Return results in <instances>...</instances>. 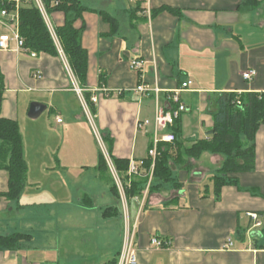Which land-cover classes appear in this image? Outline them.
Returning <instances> with one entry per match:
<instances>
[{"label":"crops","instance_id":"obj_1","mask_svg":"<svg viewBox=\"0 0 264 264\" xmlns=\"http://www.w3.org/2000/svg\"><path fill=\"white\" fill-rule=\"evenodd\" d=\"M79 1L89 9L76 24L84 26L81 41L88 54L84 88L65 55L33 58L26 50L17 52L15 42L8 51L0 50L4 79L0 118L19 123L28 166L26 186L17 200L4 196L9 178L0 170V236L30 237L18 249L0 250V264H115L119 258L127 223L123 200L118 207L122 220L114 227L117 215L99 220L100 212L93 208L96 192L61 185L64 194L57 188L50 194L58 197L55 200L43 193L45 178L54 176L66 185L80 176L75 166L86 165L81 158L49 156L55 151L53 134L60 131L66 136L70 128L89 122L82 100L86 93L92 98L97 92L93 111L99 131L111 140L112 158L139 164L149 158L152 132L138 131L137 123L153 120L156 110L154 97L136 93L141 81L162 90L161 104L182 83L192 82L180 95L189 110L169 129L172 133L176 126L186 146L208 138L214 125L209 112L214 95H264V0L249 10H241L245 0ZM165 7L180 14L162 11ZM105 14L119 21L117 29L105 21ZM49 17L54 29L64 24L62 13ZM5 34L11 33L0 25V37ZM133 60L144 63L141 75L131 68ZM38 72L40 79L35 77ZM248 72H253L252 80L244 79ZM33 103L45 105L55 120L48 118L25 135L23 124L31 119ZM70 104H75L74 110ZM64 144L58 152L73 147ZM82 146L80 141L76 144ZM223 161L220 155L205 153L190 161L200 164L194 174L180 171L176 188L163 187L148 197L146 191L142 199L127 202L128 221L136 226L139 264H264V124L256 134L255 169L233 174L238 184L225 186L217 199L213 183L217 174L212 179L208 175L218 173ZM99 162H93L98 178ZM251 212L259 214L262 228L253 230L247 216ZM154 237L166 246H153Z\"/></svg>","mask_w":264,"mask_h":264},{"label":"trees","instance_id":"obj_2","mask_svg":"<svg viewBox=\"0 0 264 264\" xmlns=\"http://www.w3.org/2000/svg\"><path fill=\"white\" fill-rule=\"evenodd\" d=\"M42 1L49 16L62 13L65 17L64 24L55 28V33L80 87L84 88L88 77V54L81 41L84 26L79 28L76 24L83 19V14L89 9L82 6L79 0H58L57 6H52V0ZM258 5V0H245L241 10L254 9ZM7 7L10 10L13 8L12 6ZM0 8H3L1 4ZM161 10L175 15L180 14L178 10L169 7ZM19 12L20 34L24 39L26 49L37 54L59 57V46L36 1L22 0ZM104 19L114 29L119 26V21L109 14H105ZM3 90L4 79L0 74V93ZM85 100L94 114V104L91 102L89 93H86ZM209 112L214 125L208 132L207 139L196 140L190 146H186L181 142L179 129L175 126L172 133L176 137V142L161 144L154 166L152 159L148 158L144 161L142 173L139 176H129V160L112 158L111 140L102 134L109 156L124 188L128 204L135 198L142 199L146 191H148L147 197L154 192H159L164 184L174 183L177 187L173 168L181 166L187 169L191 166V160H198L205 153L220 155L224 158L218 174L213 178L214 193L217 199L220 198L225 186L238 184V180L231 177L233 174L248 173L255 169L256 134L260 126L264 124V95L256 93L216 94L209 102ZM176 122L178 123V120ZM176 122L175 125H178ZM151 148L150 144L149 149ZM0 170L5 171L9 178V192L4 196L9 200L19 199L26 186L28 166L19 123L7 118H0ZM98 173L99 177L111 186L118 203L122 204L119 186L103 153L100 154ZM119 214L118 207H109L105 212L106 217ZM27 238L30 237L20 233L0 236V250L18 249L21 242ZM114 263L118 264V259Z\"/></svg>","mask_w":264,"mask_h":264},{"label":"built area","instance_id":"obj_3","mask_svg":"<svg viewBox=\"0 0 264 264\" xmlns=\"http://www.w3.org/2000/svg\"><path fill=\"white\" fill-rule=\"evenodd\" d=\"M39 9L43 13L48 26L50 28V31L53 35V38L57 42L59 48V41L57 38V35L55 33V29L52 27L50 23V17L47 13L46 7L42 0H35ZM134 3H140L144 0H131ZM0 4L3 6V8H0V25L5 27L10 31L11 34H5L0 37V50L2 51H8L10 49V42L16 43V51H22L26 50L28 51L33 58H36L38 56L37 53L29 51L25 47L24 39L22 38L20 34V7L22 5V0H0ZM59 4L58 0H52V6H57ZM7 6H12L13 8L10 10ZM60 54L64 55L62 49L60 48ZM144 63L141 60H133L131 62V68L141 73L143 69ZM36 78L40 79L41 74L38 72L35 75ZM253 78V72H248L244 74L245 80H252ZM192 84L191 81L185 82L181 84V87L174 91L170 92L167 98L166 104H161L159 101V95L161 94L162 90L159 87H150V85L144 83L141 81L139 86L136 88V93H139L143 98H149L154 97L156 101V110L153 120H139L137 123V129L138 131L143 132H149L151 130V145L152 148L148 151L149 158L154 163L159 156L158 148L161 144L167 143V144H174L176 142V137L173 133L169 132V129L174 126L175 122L181 118V116L186 113L189 108L182 102L181 100V93L186 91L189 86ZM80 96H82V90L80 88L77 89ZM105 92V95L108 96V91L103 90ZM83 100V106L85 110V114L90 122V124L93 126V129L95 131V134L98 138V141L103 148V154L106 157V160L108 162V165L113 173L114 178L117 181V184L119 188L121 189L122 193V200L124 203V209H125V218L127 220L126 226L124 228V238H123V244L122 249L119 254L118 258V264H139L138 258H137V249H136V226H131L128 221V215H127V208L128 204L125 198V192L124 188L121 184V181L117 175V172L115 170L114 165L112 164V161L109 157V153L107 151L106 145L102 138V133L99 131L96 125V117L92 113L88 103L82 96ZM99 101V98L97 96V92L92 96L91 102L94 105H97ZM239 104H241L239 102ZM58 124H62V119H57ZM142 167L143 163H137L135 161L130 162V169H129V176H139L142 173ZM123 188V189H122ZM126 203V205H125ZM254 223L253 230L260 229L263 227V223L260 220V216L258 213H248L247 215ZM166 242L161 240L158 237H154L152 239V245L157 248H162L166 246ZM232 244L230 243V246Z\"/></svg>","mask_w":264,"mask_h":264},{"label":"rangeland","instance_id":"obj_4","mask_svg":"<svg viewBox=\"0 0 264 264\" xmlns=\"http://www.w3.org/2000/svg\"><path fill=\"white\" fill-rule=\"evenodd\" d=\"M74 106L75 104H70V110H74ZM53 115L54 113L50 115L49 112L47 111L37 120L29 119L27 122L28 124L26 123L23 124V130L25 131V135H26V132H30V130L33 129L32 127L34 125L35 127L36 126L40 127V125H44L45 122L48 121V118H51L50 122L53 123V121L55 120ZM69 116H71V114H69ZM67 119L71 120L68 117ZM96 125L98 128L97 121H96ZM51 141H52L51 145L52 147L55 148V151L49 156L54 157V158L56 156H59L64 159L81 158L82 160H84V162H86L85 163L86 165H81L80 167L75 166L74 170L75 171L78 170L77 173H80V176L76 177L75 181L66 182V185L59 179H56L54 176L45 178V180L42 181V186L44 188L43 193L49 194V200H55V198H58V197H55L54 195H50L52 192L57 191L55 188L58 189L59 194H62V193L64 194L65 189L62 186L64 187L67 186L69 190L72 188L75 189L77 186V187H80L82 190H85L84 192H90L93 194H95V192L97 193V195H95V198H94L93 208L95 209L96 213L97 211L100 212V217H101L99 219L100 221H104L103 216L105 215V212L107 211L109 207H119L120 208V204L118 203L117 198L114 196L111 190V186L106 181L102 180L101 178L96 177L95 165L93 164V162H95L96 160L99 162L100 154L103 153V148L101 147L98 141V138L95 134V131L93 129V126L90 124V122L85 121V124L81 125L80 127L74 126V128H70L66 136L64 135V133L57 131L56 134L52 135ZM79 141L82 142L83 146L78 148L76 147V144ZM181 142H184V139H181ZM63 143H65L64 148L68 145V143L73 144V147L72 148L69 147V150H60L58 152L59 146H61ZM74 143H75V146H74ZM202 157L200 159H202ZM33 160L34 158L31 159V162ZM199 167H200V164L191 165L185 170L190 172L191 174L192 173L194 174L196 170L199 169ZM210 167L213 168V166H210ZM182 170H184V168H182L181 166H177L173 168V175L177 179V183L180 179V171ZM216 174L218 173L214 171V173H210V175H208L209 176L208 178L212 179V177ZM211 179H207L206 182L210 183L212 181ZM163 186L165 188H168V187L176 188L174 183L164 184ZM103 188H104V191H103ZM59 191H61V193ZM55 195L60 196L57 193H55ZM80 198L82 199V196ZM109 200H112L111 203L109 202ZM116 218L117 219H114V227H116L117 223H119V221L122 220L120 217V214L117 215ZM106 219H112V216L111 217L108 216L106 217ZM112 258H115V257H112Z\"/></svg>","mask_w":264,"mask_h":264},{"label":"water","instance_id":"obj_5","mask_svg":"<svg viewBox=\"0 0 264 264\" xmlns=\"http://www.w3.org/2000/svg\"><path fill=\"white\" fill-rule=\"evenodd\" d=\"M47 107L39 103H33L29 109V117L31 119H37L46 111Z\"/></svg>","mask_w":264,"mask_h":264}]
</instances>
